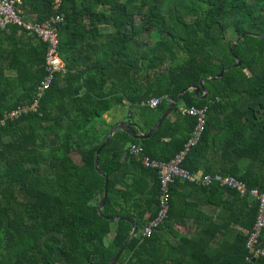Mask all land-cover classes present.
Returning <instances> with one entry per match:
<instances>
[{
  "label": "trees",
  "instance_id": "obj_1",
  "mask_svg": "<svg viewBox=\"0 0 264 264\" xmlns=\"http://www.w3.org/2000/svg\"><path fill=\"white\" fill-rule=\"evenodd\" d=\"M19 10L36 23L55 14L51 0ZM60 13L67 70L42 98L49 44L19 24L0 30V264H109L133 223L101 217L108 183L97 152L123 122L150 132L187 89L152 138L118 132L100 156L111 183L105 216L139 225L118 264H264L248 248L259 203L218 184L176 179L169 218L143 236L164 189L159 171L130 154L142 145L171 161L198 125L183 108H208L184 167L264 192V0H63ZM237 58L243 65L218 79ZM36 100L38 112L6 119ZM126 108L119 123L105 118Z\"/></svg>",
  "mask_w": 264,
  "mask_h": 264
},
{
  "label": "built area",
  "instance_id": "obj_2",
  "mask_svg": "<svg viewBox=\"0 0 264 264\" xmlns=\"http://www.w3.org/2000/svg\"><path fill=\"white\" fill-rule=\"evenodd\" d=\"M55 14L50 20L44 23L28 22L21 16L19 5L23 0H0V30H5L12 24H19L23 26L32 35L40 38L49 44L47 54V70L48 75L42 81L39 87V97L42 98L44 94L52 87L57 74L66 72V63L61 55V35L60 26L65 22V17L60 13L63 0H51ZM163 103V99L155 98L149 101V106L158 108ZM207 110L208 108L192 107L183 109L185 113L198 118V125L193 133L192 138L186 145L184 151L179 153L171 161H161L151 158L145 151L142 145H132L130 147V154L142 162L146 167L153 168L159 171L162 181L164 194L162 197V207L158 217L142 230L143 236L153 234L154 229L166 222L172 207L171 191L176 179H182L190 183L203 186L212 187L218 184L225 188L237 190L242 196L251 195L252 198L259 203V215L257 221L249 234L248 248L253 257L259 258L264 256V243L262 238L264 236V192L258 189H250L248 185L241 179L235 176H225L222 174H205L203 171L193 173L184 167L185 160L192 148L195 147L201 140L207 124ZM31 111L38 112V100L33 105H25L20 109L14 110L7 118H20Z\"/></svg>",
  "mask_w": 264,
  "mask_h": 264
},
{
  "label": "water",
  "instance_id": "obj_3",
  "mask_svg": "<svg viewBox=\"0 0 264 264\" xmlns=\"http://www.w3.org/2000/svg\"><path fill=\"white\" fill-rule=\"evenodd\" d=\"M248 35H252L251 33H245L243 34L241 37H239L236 41H234L233 45H232V50L234 51V48L236 45H238L241 41H243L246 36ZM257 37L264 39V35H257ZM238 63L236 65H234L233 67H228L223 69L222 74L218 77V79H222L224 77V73L231 70L232 68H238L241 67L243 65L242 61L237 58ZM206 81H203L202 84H205ZM190 89L185 90L180 97L173 103V105L169 108V110L165 113V115L158 121V123L153 127V129L148 132V133H137L134 131L133 126L130 123H123L121 125H119L118 127H116L111 134L109 135V137L107 138L106 142L103 144V146L101 147V149L98 150L97 155H96V169L97 171L106 178V182L108 183V187H107V193H106V199L104 201V203L100 206L99 208V212L101 217L107 219L110 222H119L120 220H127L131 223H133V228L132 231L130 233V235L127 237L124 245L122 246V248L119 250L118 254L114 257V259L109 263V264H118V261L121 257V255L124 253V251L126 250L128 244L130 243V241L138 234V223L136 221H134L133 219L130 218H124V217H120L117 219H113V218H108L105 216L104 214V209L105 207L108 206L109 200H110V187H111V183L110 180L106 177V174L101 170L100 168V156L102 155L103 151L107 148V146L109 145V143L111 142V140L114 138V136L121 131H126L128 132L131 136H133L136 139L139 140H148L150 138H152L154 136V134L163 126V124L168 120V118L170 117V115L173 113L174 109L179 105V103L182 100V97L189 91ZM192 90H196L198 95H200V90L196 89V88H192ZM209 95V91L206 89V94L203 95V98H206Z\"/></svg>",
  "mask_w": 264,
  "mask_h": 264
},
{
  "label": "crops",
  "instance_id": "obj_4",
  "mask_svg": "<svg viewBox=\"0 0 264 264\" xmlns=\"http://www.w3.org/2000/svg\"><path fill=\"white\" fill-rule=\"evenodd\" d=\"M150 107H151V106H150ZM151 108H152V107H151ZM183 109H184V108H183ZM121 110H123V109H121ZM117 114H118V116H119L118 118H114V117H111V116H109V115H106L105 118L108 119V122H109V123H111V122H112V123H119V122L123 121V119H125V117H126L125 114H123V115L121 114V111H118ZM189 115H190V114H189ZM194 117H195V116H194ZM196 118H197V117H196ZM197 119H198V118H197ZM123 123H126V122H123ZM123 123H122V124H123ZM120 125H121V124H120ZM118 126H119V125H118ZM118 126H117V127H118ZM181 231H184V229L182 228Z\"/></svg>",
  "mask_w": 264,
  "mask_h": 264
},
{
  "label": "rangeland",
  "instance_id": "obj_5",
  "mask_svg": "<svg viewBox=\"0 0 264 264\" xmlns=\"http://www.w3.org/2000/svg\"><path fill=\"white\" fill-rule=\"evenodd\" d=\"M232 36H233V34H232ZM121 114H122V115L125 114V115H128V116H129L130 111H129L128 108H126V109L121 110Z\"/></svg>",
  "mask_w": 264,
  "mask_h": 264
}]
</instances>
